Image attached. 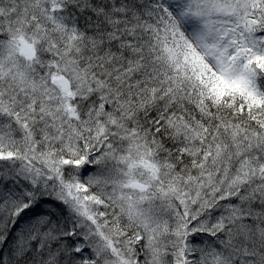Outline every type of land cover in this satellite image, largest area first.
Instances as JSON below:
<instances>
[{
    "label": "snow or ice",
    "instance_id": "obj_1",
    "mask_svg": "<svg viewBox=\"0 0 264 264\" xmlns=\"http://www.w3.org/2000/svg\"><path fill=\"white\" fill-rule=\"evenodd\" d=\"M0 264H264V0H0Z\"/></svg>",
    "mask_w": 264,
    "mask_h": 264
}]
</instances>
